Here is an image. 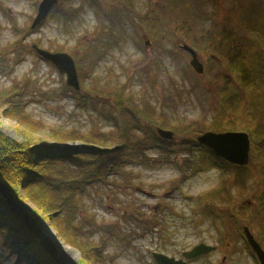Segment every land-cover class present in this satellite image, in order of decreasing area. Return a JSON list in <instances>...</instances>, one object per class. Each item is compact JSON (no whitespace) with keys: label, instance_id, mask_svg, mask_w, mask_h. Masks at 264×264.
Wrapping results in <instances>:
<instances>
[{"label":"rangeland","instance_id":"obj_1","mask_svg":"<svg viewBox=\"0 0 264 264\" xmlns=\"http://www.w3.org/2000/svg\"><path fill=\"white\" fill-rule=\"evenodd\" d=\"M40 2L0 0V131L17 142L29 131L53 154L85 152V135L90 151L104 154L80 163L96 171L59 193L73 201L54 224L10 189L55 245L53 256L38 243L43 264H157L154 252L185 259L200 243L214 249L187 264H259L243 226L264 249V0H58L31 30ZM183 42L197 51L202 74ZM32 44L71 55L79 89ZM210 131L248 133L247 164L201 145ZM51 133L70 137L61 143ZM71 164L55 169L77 174ZM63 225L94 246L88 259L65 241ZM1 237L9 240L0 236V264H32L30 251L8 253Z\"/></svg>","mask_w":264,"mask_h":264},{"label":"trees","instance_id":"obj_2","mask_svg":"<svg viewBox=\"0 0 264 264\" xmlns=\"http://www.w3.org/2000/svg\"><path fill=\"white\" fill-rule=\"evenodd\" d=\"M9 113H12V111ZM242 130L247 129L242 128ZM26 133L29 134V131ZM27 134L24 142H17L0 131V181L6 184L10 189H13L15 193L21 191L23 194H26L30 201L36 206V209H39L43 216L47 217L50 223L54 224L57 221L56 216L63 208H70L68 203L72 204L73 201L72 195L66 197L64 195L60 196L59 193L63 188L71 190L72 187L77 184L78 186L84 185L89 179L88 175L96 170L94 168L91 170L83 169V166L80 163L86 162L88 164L90 162L87 161L90 160L89 157H96V155L100 154L90 151L92 144L89 143L92 138L89 139L85 135H82L84 138L82 140L83 146L87 149L85 152L82 150L73 152L71 149H62L58 151L57 154H53V151L51 150H43V148L41 149V147L37 145L35 146V144L33 145L32 138ZM251 136L255 137L253 135ZM50 137L52 140L54 139V141L62 143L70 136H67V134L51 133ZM250 140L251 142H254L251 137ZM124 147L125 145L122 144V146H119V150L123 151ZM104 150L105 149H102L101 151ZM85 154L89 156L86 157ZM103 155L104 154L100 155V157ZM110 156L112 155L110 154ZM113 157L114 156L110 158ZM58 162L64 163L65 165L72 162L71 165L76 170L75 172L78 173L68 176V173H66V167L63 170H56L55 166ZM108 164L111 166L115 165L113 160H109ZM23 171L26 172L24 174L25 177L30 178L28 180L30 181L28 183L29 185H25L26 181L23 179ZM85 173L87 174L85 175ZM50 189L55 193L51 194L49 192ZM36 190H38L37 193L40 194L34 193ZM50 196L58 197L57 201H60L57 202L53 197L50 198ZM17 221L20 224L16 223ZM63 227L64 228H61V232H63V235L65 236V241L78 247L84 261L85 259H88L90 256L87 249L90 250L91 247L94 246H90L86 243L79 244L78 241L74 239V234L67 230L64 225ZM27 231L26 224H22L20 217L12 212L6 203L5 198L0 194V236H8L7 238H9V240H5L1 237L2 246H6V249L9 250L8 253H13L14 248L21 246L22 252H25L26 254L31 252V261L29 260L28 262H31L32 264H43L47 254L45 251L41 252L39 250L40 245L34 235H25ZM10 240H12V242H10ZM90 253L92 254V251ZM17 255H19L18 261L22 262L26 260V257H23L21 252Z\"/></svg>","mask_w":264,"mask_h":264},{"label":"water","instance_id":"obj_3","mask_svg":"<svg viewBox=\"0 0 264 264\" xmlns=\"http://www.w3.org/2000/svg\"><path fill=\"white\" fill-rule=\"evenodd\" d=\"M58 0H42L38 6L37 14L32 22L31 28H34L45 18L49 10L55 5ZM38 54L54 63L60 73L66 74V84L79 89V82L77 78V72L75 69L74 61L71 56L65 52L51 53L49 51L38 48L36 45L32 46ZM181 49L186 50L190 53L191 60L190 65L193 69L202 73L203 65L200 62L197 53L189 47L187 44L180 46ZM158 134L165 138H170L172 133L170 131H164L160 128L157 129ZM198 140L209 146L218 156L224 158L230 163L236 165H246L248 162V153L250 150V138L246 132L243 131H226V132H206L205 134L198 137ZM0 193L3 195L11 210H13L28 227L29 231L32 232L37 238L38 243L53 256H55V245L47 238L42 232L34 220L25 218L23 213L20 211L19 206L14 201L11 190L4 183L0 181ZM243 233L247 239L249 246L255 253L260 264H264V249L260 243L255 239L253 234L250 232L247 226H243ZM213 246L205 245L203 243L195 246L192 250L184 252L183 255L187 258H193L199 254H206L213 250ZM159 264H185V262L179 260L174 261L172 258H168L162 254H154Z\"/></svg>","mask_w":264,"mask_h":264},{"label":"bare ground","instance_id":"obj_4","mask_svg":"<svg viewBox=\"0 0 264 264\" xmlns=\"http://www.w3.org/2000/svg\"><path fill=\"white\" fill-rule=\"evenodd\" d=\"M22 224H24V223H22ZM33 258V257H32Z\"/></svg>","mask_w":264,"mask_h":264}]
</instances>
